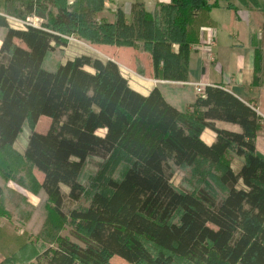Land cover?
Segmentation results:
<instances>
[{"label": "trees", "instance_id": "1", "mask_svg": "<svg viewBox=\"0 0 264 264\" xmlns=\"http://www.w3.org/2000/svg\"><path fill=\"white\" fill-rule=\"evenodd\" d=\"M86 1L0 0V156L26 121L50 120L45 133H29L22 156L42 173L40 188L57 218L82 194L78 176L87 157L120 150L130 158L122 178L107 182L108 194L94 193L86 208L67 211L75 241L57 237L32 264H111L115 256L127 264H264V158L254 145L261 126L248 103L206 86L179 112L157 88L147 96L133 91L114 61L80 55L55 72L41 66L65 37H75L132 48L146 55L154 79L181 81L200 30L215 25L211 11L236 7L229 0H170L149 13L134 2L128 17L116 10L108 22L100 15L104 0ZM11 13L42 22L14 29ZM141 65L136 60L145 74ZM261 67L259 48L252 86L261 84ZM216 121L240 130L219 129ZM206 128L215 133L209 146L200 140ZM230 154L242 159L238 167L225 161ZM199 164L218 170L221 197L171 185L173 168Z\"/></svg>", "mask_w": 264, "mask_h": 264}, {"label": "rangeland", "instance_id": "2", "mask_svg": "<svg viewBox=\"0 0 264 264\" xmlns=\"http://www.w3.org/2000/svg\"><path fill=\"white\" fill-rule=\"evenodd\" d=\"M257 1L264 9V0ZM82 2L87 1L82 0ZM220 8L214 9L212 14L218 16L225 13L224 8ZM100 15L102 17V14ZM7 19L10 26L15 25L18 28L23 27L25 22L36 26L42 22L37 17L29 16L21 19L12 13L8 14ZM4 32V28H0V33L4 34ZM80 44L85 53L104 60L103 54L108 55V50L111 49L106 48V45H92L82 40ZM83 50L80 51L83 52ZM76 53V50L66 46V43L62 46H55L54 50L45 55L41 65L42 69L55 72L60 64L73 59ZM47 125L48 122L44 118L39 119L35 124L26 121L13 146L1 153L0 264H32L35 254L43 247L51 245L57 237L75 241L73 231L77 233V230L71 218L67 216V211L86 208L94 193L108 194L107 182L120 180L130 165V158L120 150L113 151L105 158L87 157L78 176L82 194L76 202H66L61 210L62 216L57 218L51 212L46 196L40 188L42 175L22 156L29 133L31 131L43 132ZM231 158H234L232 154L225 161H230L231 167H235L234 161L236 162L237 159L232 160ZM3 174L7 175L6 180L3 179ZM171 185L176 190L185 189L195 193L204 189L216 198L225 193V189L218 181V170L205 167L203 164H199L196 169L173 168ZM61 190L63 193L67 192V188L63 186ZM110 263L127 264L116 256L110 260ZM173 264L187 263L175 260Z\"/></svg>", "mask_w": 264, "mask_h": 264}, {"label": "crops", "instance_id": "3", "mask_svg": "<svg viewBox=\"0 0 264 264\" xmlns=\"http://www.w3.org/2000/svg\"><path fill=\"white\" fill-rule=\"evenodd\" d=\"M169 1L104 0L102 17L108 22H113V14L116 10H120L125 17H128L130 6L134 2L142 3L146 12L152 13L157 4H168ZM229 1L236 7L235 9L221 7L220 9L224 8L225 13L218 16L212 14V11L217 8L211 11V18L215 23L212 29L215 30L216 34V44L212 49L213 61L210 62L206 54L193 49L192 46H196V44L192 45L184 80L154 79L151 76L146 55L132 48L106 45V48L111 49L108 50V55H103L105 59L114 61L117 64L122 77L127 80L133 91L142 96H147L152 89L157 88L164 100L179 112L186 111L198 97L195 92V85H202L204 88L206 86L223 87L241 101L248 103L260 117L261 130L255 138L254 145L256 152L264 158V9L257 0H255L254 5L249 7L241 5L237 0ZM208 29L200 30L199 42H201L202 35H205ZM4 34L0 33V44ZM65 39L66 46L72 47L77 52L74 58L80 55L90 56L81 48L80 40L75 37H65ZM259 48L262 53L261 84L252 86L255 51ZM80 50H83V52ZM136 60L141 61V68L145 74L137 72ZM41 118L46 119L48 125L45 131H38V133H45L50 125V120L46 117H40L39 119ZM215 126L231 132H239L240 130L236 125L220 121H216ZM98 133L102 134V131ZM200 140L209 146L215 140V133L206 128L200 134ZM241 162L242 159L234 161L235 167L233 168L238 167ZM40 174L42 175V173Z\"/></svg>", "mask_w": 264, "mask_h": 264}, {"label": "built area", "instance_id": "4", "mask_svg": "<svg viewBox=\"0 0 264 264\" xmlns=\"http://www.w3.org/2000/svg\"><path fill=\"white\" fill-rule=\"evenodd\" d=\"M9 23V21H8ZM10 25V24H9ZM26 25H31L34 27H38L36 25H32L30 23H24L23 27L18 28L15 25L14 26H10L11 28L14 29H24ZM216 44V34H215V30L212 28H209L208 31L206 32L205 35H202L201 37V42H199V44L196 46H192L193 49L195 50H199L202 53L206 54L207 57H209V61L212 62L213 61V54H212V49L214 48ZM195 92L197 94L198 97H202L204 95V87H202V85H195Z\"/></svg>", "mask_w": 264, "mask_h": 264}]
</instances>
